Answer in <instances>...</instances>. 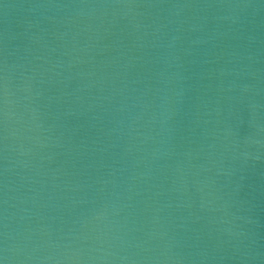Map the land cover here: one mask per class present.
Segmentation results:
<instances>
[{
    "label": "water",
    "instance_id": "water-1",
    "mask_svg": "<svg viewBox=\"0 0 264 264\" xmlns=\"http://www.w3.org/2000/svg\"><path fill=\"white\" fill-rule=\"evenodd\" d=\"M0 264H264V0H0Z\"/></svg>",
    "mask_w": 264,
    "mask_h": 264
}]
</instances>
